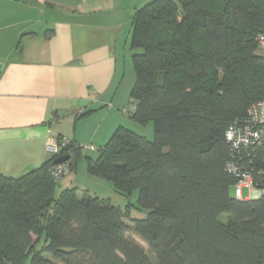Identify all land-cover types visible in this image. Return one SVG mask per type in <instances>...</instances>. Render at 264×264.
<instances>
[{"label":"trees","instance_id":"obj_1","mask_svg":"<svg viewBox=\"0 0 264 264\" xmlns=\"http://www.w3.org/2000/svg\"><path fill=\"white\" fill-rule=\"evenodd\" d=\"M132 25L126 113L154 136L120 125L88 159L119 191L139 190L148 217L74 186L57 195L65 176L50 156L0 173V264H264V195L238 199L226 168L229 125L264 100V0H152ZM82 149L62 151L72 172Z\"/></svg>","mask_w":264,"mask_h":264},{"label":"crops","instance_id":"obj_2","mask_svg":"<svg viewBox=\"0 0 264 264\" xmlns=\"http://www.w3.org/2000/svg\"><path fill=\"white\" fill-rule=\"evenodd\" d=\"M150 1L0 0V173L40 167L66 122L78 128L101 115L89 138L104 145L131 119L132 18ZM71 175L63 189L74 186Z\"/></svg>","mask_w":264,"mask_h":264},{"label":"built area","instance_id":"obj_3","mask_svg":"<svg viewBox=\"0 0 264 264\" xmlns=\"http://www.w3.org/2000/svg\"><path fill=\"white\" fill-rule=\"evenodd\" d=\"M258 40L264 47L263 34ZM226 139L231 152L226 168L237 179L234 185L236 197L244 199L242 190L247 187L250 194L247 199L260 198L264 195V100L253 102L245 116L231 122ZM69 143L70 140L64 137L52 138L47 142V152L50 156H61ZM71 157L50 168L54 178L61 180L72 173Z\"/></svg>","mask_w":264,"mask_h":264},{"label":"rangeland","instance_id":"obj_4","mask_svg":"<svg viewBox=\"0 0 264 264\" xmlns=\"http://www.w3.org/2000/svg\"><path fill=\"white\" fill-rule=\"evenodd\" d=\"M262 47V46H260ZM264 48V47H263ZM130 61V60H129ZM128 80L131 83V86L135 82V71L133 70L132 64L130 63L128 68ZM101 115H94L93 117H89L90 119H85L84 123H81L77 128V125L72 123L73 121L66 122L63 125V128L66 132L63 131L64 135L67 139L73 140L75 135H79L81 137L78 138V141L81 146H83L82 151L77 158V166L76 169L72 172L71 178L73 179L74 187H78L79 194L82 195L84 191H88L92 193V195H98L105 198H111L112 203L116 206H120L126 213L130 210V217L132 218H145L148 217L149 209L143 208L137 205L139 190H134L133 192H121L116 189L114 183L106 178L99 177L90 173L89 171V159H96L100 153V149L103 143L99 142V136L95 139L89 138L92 133V123L99 121ZM126 118V117H125ZM128 118V117H127ZM123 119V125L129 127L135 132L148 137L149 139H153V122L150 121L146 124L138 123L132 119ZM58 128V126L56 127ZM102 131V129H101ZM91 146L93 148H91ZM71 174V173H70ZM69 177V176H68ZM63 181H60L57 187V195L63 189ZM234 188L231 189V193L233 194ZM244 199H247L249 194V190L247 187H244L242 190ZM127 223H131L129 219L126 220ZM146 247L147 245L144 244ZM148 248V247H147ZM52 258V256H50ZM156 260V258H155ZM56 263H59L57 259H55Z\"/></svg>","mask_w":264,"mask_h":264},{"label":"water","instance_id":"obj_5","mask_svg":"<svg viewBox=\"0 0 264 264\" xmlns=\"http://www.w3.org/2000/svg\"><path fill=\"white\" fill-rule=\"evenodd\" d=\"M69 157H70L69 154H64V155L58 156V157H56V159L54 160V163H55V164H58V163L65 162L66 160L69 159Z\"/></svg>","mask_w":264,"mask_h":264}]
</instances>
